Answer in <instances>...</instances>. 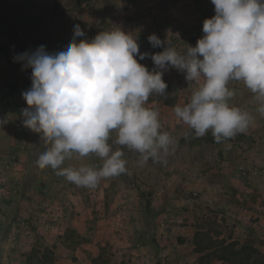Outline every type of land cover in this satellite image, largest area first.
<instances>
[{"label":"rangeland","instance_id":"obj_1","mask_svg":"<svg viewBox=\"0 0 264 264\" xmlns=\"http://www.w3.org/2000/svg\"><path fill=\"white\" fill-rule=\"evenodd\" d=\"M52 26L44 21L42 29ZM7 37L0 38V107L23 125L21 94L31 86V71L13 59L15 43L26 51L24 41ZM46 48L57 52V38ZM170 74L183 73L169 68L164 75ZM17 135L0 140V264H264V163L231 161L240 151L235 146L250 143L245 134L216 142L210 131L171 133L178 143L167 162L143 166L125 148L128 171L95 188L39 169L35 161L45 150L39 134ZM76 160L66 164L78 166ZM79 161L100 163L95 156ZM194 174L203 178L200 187L190 184Z\"/></svg>","mask_w":264,"mask_h":264},{"label":"clouds","instance_id":"obj_2","mask_svg":"<svg viewBox=\"0 0 264 264\" xmlns=\"http://www.w3.org/2000/svg\"><path fill=\"white\" fill-rule=\"evenodd\" d=\"M211 3L215 14L203 21L195 46L188 44L183 52L156 34L148 41L163 51L140 52L138 36L120 26L88 39L76 24L64 50L50 53L41 45L16 54L14 62L31 69V86L21 94L27 107L20 115L45 145L35 161L38 168L95 188L102 179L128 171L125 148L139 154L141 166L149 160L166 163L178 142L162 130L159 111L148 101L167 95L163 75L169 68L197 85L187 102L173 108L196 137L210 131L221 142L248 130L253 117L231 103L230 81H242L264 115V0ZM145 58L153 62L151 70L139 63ZM6 123L0 120V128ZM89 156L100 163L66 164Z\"/></svg>","mask_w":264,"mask_h":264},{"label":"crops","instance_id":"obj_3","mask_svg":"<svg viewBox=\"0 0 264 264\" xmlns=\"http://www.w3.org/2000/svg\"><path fill=\"white\" fill-rule=\"evenodd\" d=\"M163 6H170V12H167L168 8L162 9ZM172 10L176 11L172 12ZM214 14V5L211 0H6L0 4V38H3L6 32L7 38L14 43L16 41L20 43L23 40L27 47H25L26 51H34L41 45H44L47 51L46 47H50L53 37H56L57 51H61L72 40L76 24L80 25L88 39L93 38L102 30L120 26L124 31L137 35V42H144L143 45H146V52L149 54L153 49L148 41V36L151 34H156L162 41L169 43L177 51L183 52L186 51L188 44L195 46L198 38L203 35V21ZM44 21L53 23L49 33L42 29ZM16 24L22 25L21 33L14 29ZM19 36L21 41L17 40ZM84 38L77 37L76 39L79 41ZM15 48L17 54L26 52L19 51L16 43ZM18 64L21 66V63L18 62ZM145 65L149 70L154 67L152 62H147ZM25 70L26 72L31 71V69ZM1 71H4L2 67ZM163 79L168 85L167 95L151 96L148 105L159 111L163 131L170 134L187 132L189 127L176 118L173 108L177 104L187 102L197 85L194 82L188 83L184 74L181 76L164 75ZM228 86L235 92L231 103L248 111L253 117L248 130L238 133L245 134L250 143H246V147L243 143L240 144L242 147L235 146L240 151L235 154V158H231V161L238 165L242 163L246 167L264 163V115L256 111L258 103L254 94L245 87L242 81H230ZM15 116L16 114L10 112L8 108L0 107V120H7V123L0 128V140L3 138L2 140L7 142L12 135L14 138L19 133L29 134V136L34 133L23 125L17 124ZM243 152H246L243 156L246 157L245 159L241 157ZM206 159L207 156L204 160ZM79 162L76 160L78 166ZM233 166L236 165L233 164ZM233 172L239 173L238 168ZM194 177L190 184L195 183L200 187L202 185L200 179H203L201 174H194ZM183 178L186 177L183 176Z\"/></svg>","mask_w":264,"mask_h":264},{"label":"trees","instance_id":"obj_4","mask_svg":"<svg viewBox=\"0 0 264 264\" xmlns=\"http://www.w3.org/2000/svg\"><path fill=\"white\" fill-rule=\"evenodd\" d=\"M127 151H128V149H127ZM127 151H126V152H127ZM44 260H47V257H44ZM27 262H28V260H27ZM44 263H46V262H44Z\"/></svg>","mask_w":264,"mask_h":264}]
</instances>
